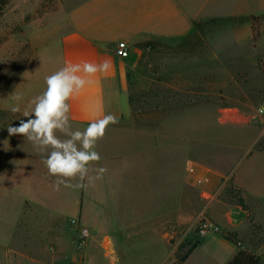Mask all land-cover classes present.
I'll return each instance as SVG.
<instances>
[{"label": "rangeland", "instance_id": "rangeland-1", "mask_svg": "<svg viewBox=\"0 0 264 264\" xmlns=\"http://www.w3.org/2000/svg\"><path fill=\"white\" fill-rule=\"evenodd\" d=\"M82 1L9 0L0 13V76L7 77L18 60L26 61L23 72L30 66L34 50L26 39V30L49 23ZM215 1L199 0V20L195 21L199 31L194 28L183 38L147 45L140 71L127 90L132 117L123 127L149 130L156 144L171 146V215L166 224L171 235H167L165 246L118 241L117 250L94 248L88 255L91 264H101L93 259L98 257L112 259L115 264H175L194 244L182 264H227L239 250L250 251L264 264V159L243 163L257 143L264 149V126L252 148H241L242 136L248 130L236 125L243 126V120L240 124L241 119L224 115L239 110L264 115V110L258 112L264 109V7L245 8L244 0H240L229 13L228 1ZM1 77L0 264H21L24 236L36 242L41 234L35 230L50 225L51 218H41L42 207L20 199L17 188L8 182L12 176H19L15 160L22 137L10 136L7 129L26 118L5 106L20 80L7 93ZM241 162L243 185L252 198L243 197L230 176L219 177L209 187L212 179L208 169L228 173ZM205 176L208 181L197 184L196 180ZM239 197L245 208L238 205ZM127 201L128 208L132 207L133 200ZM70 203L61 202L66 215L54 223L60 229L57 235L64 247L60 254L63 259L79 256L87 245L79 246L78 234L84 226L77 212L69 216ZM109 204L110 217L95 220V224L110 229L116 238L123 220L118 202L110 199ZM205 221L216 229L201 235L199 226ZM23 229L33 232L23 233ZM34 251L33 256L41 255L40 250Z\"/></svg>", "mask_w": 264, "mask_h": 264}, {"label": "crops", "instance_id": "crops-1", "mask_svg": "<svg viewBox=\"0 0 264 264\" xmlns=\"http://www.w3.org/2000/svg\"><path fill=\"white\" fill-rule=\"evenodd\" d=\"M227 1L233 8L229 7L230 13L238 7L240 0H224ZM215 2L220 4L219 0ZM244 3L245 8L264 7L262 0H244ZM198 20L199 0H84L49 23L26 30V39L34 50L33 59L21 75L15 94L6 99V108L11 110L18 105L20 111L14 113L28 119L23 117V113L31 111L34 98L46 90L45 78L48 75L67 64L107 62L109 70L86 77L90 83L68 101L69 118L73 130L81 131L90 122L107 114L117 117L118 123L110 124L104 137L97 141L96 151L102 159L90 165L89 176L95 177L100 167L107 171L101 179L89 182L86 178L85 188L72 186L62 190L60 186L57 190L55 183L58 178L49 174L41 155L21 136L23 142L15 160L18 161L19 176L18 179L12 176L8 182L17 188L20 199L42 207L41 218H51L48 221L50 225L39 226L35 230L41 234L36 242L24 236L21 264H91L88 255L94 248L117 250L118 241L125 245L148 243L154 247L165 244L167 235H171L170 226L166 225L171 215V146L156 144L155 135L149 134L152 133L149 130L123 127L124 121L132 117L127 90L134 75L140 71L141 58L149 43L183 38L193 32V23ZM121 41L126 42L129 50L126 58L113 53ZM17 95L21 97L18 101L14 99ZM224 115L241 119L240 124L243 120V126L236 127H245L248 131L242 136L243 145L238 146L252 148L260 136V128L264 126V115L240 110ZM141 137L151 139L146 141ZM256 158L264 159V151L252 150L243 163L250 164ZM243 163L228 173L208 169L212 179L209 187L219 177L230 176L242 196L252 198L243 185L245 171L240 168ZM78 182L77 179L70 181L72 185ZM110 199L118 202L123 220V225L117 227L116 238L110 229L95 224V220L103 221L110 217L111 211L107 212ZM64 200L71 202L69 216L77 212L82 226L89 232L82 254L68 259L60 257L64 247H61L57 235L60 229L54 224L65 214L61 208ZM127 200H133L132 207L128 208ZM75 202H78L77 206ZM22 232L33 231L23 229ZM36 249L41 255L33 256ZM93 259L101 264H115L112 259Z\"/></svg>", "mask_w": 264, "mask_h": 264}, {"label": "clouds", "instance_id": "clouds-1", "mask_svg": "<svg viewBox=\"0 0 264 264\" xmlns=\"http://www.w3.org/2000/svg\"><path fill=\"white\" fill-rule=\"evenodd\" d=\"M109 64H67L60 70L45 78L46 90L32 101L31 111H24L18 126H9V135H21L41 155L50 175L57 177L55 187L60 186L85 188L89 182L101 179L107 169H97L95 177L89 176V168L98 163L102 157L96 151L97 141L102 139L110 124L118 123V118L112 114L90 122L83 130H73L68 101L78 94L90 80L86 77L97 73H106ZM20 100L19 95L14 97ZM13 112L20 111L18 105L13 106ZM79 182L72 185L70 181Z\"/></svg>", "mask_w": 264, "mask_h": 264}, {"label": "trees", "instance_id": "trees-1", "mask_svg": "<svg viewBox=\"0 0 264 264\" xmlns=\"http://www.w3.org/2000/svg\"><path fill=\"white\" fill-rule=\"evenodd\" d=\"M9 0H0V13L3 11L4 7L7 5ZM193 26L196 31H199V23L194 22ZM255 35L258 34L257 30L253 28ZM26 61L18 60L11 67L10 72L7 73V77H1L3 80L1 84L3 85V90L7 93L11 92L15 85L20 80L23 70L25 69ZM255 150H264L261 147V143L255 145ZM229 194H232V189H229ZM237 203L239 206L244 207L243 199L241 197L237 198ZM196 247V244L192 245L183 255L179 256L175 264H182L188 256L191 254L192 250ZM227 264H260V257L254 255L248 250H239L236 254L232 256Z\"/></svg>", "mask_w": 264, "mask_h": 264}, {"label": "built area", "instance_id": "built-area-1", "mask_svg": "<svg viewBox=\"0 0 264 264\" xmlns=\"http://www.w3.org/2000/svg\"><path fill=\"white\" fill-rule=\"evenodd\" d=\"M113 53L115 56L119 57V58H126L129 55V50L127 47L126 42H118L117 45L114 47L113 49ZM263 108L258 109L259 113H263ZM263 135H264V131H263ZM208 181V178L205 176L203 178H198L196 180L197 184H202L204 182ZM215 227L212 223L205 221L203 224H201L199 226V233L201 235H204L206 233H211L215 231ZM89 236V232L86 228H81L79 234H78V242H79V246L81 248H83L86 245V241L87 238Z\"/></svg>", "mask_w": 264, "mask_h": 264}, {"label": "bare ground", "instance_id": "bare-ground-1", "mask_svg": "<svg viewBox=\"0 0 264 264\" xmlns=\"http://www.w3.org/2000/svg\"><path fill=\"white\" fill-rule=\"evenodd\" d=\"M227 118H229L231 121L233 120V118H231V117H227ZM236 120V119H235ZM235 120H233V121H235Z\"/></svg>", "mask_w": 264, "mask_h": 264}]
</instances>
